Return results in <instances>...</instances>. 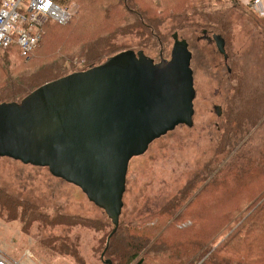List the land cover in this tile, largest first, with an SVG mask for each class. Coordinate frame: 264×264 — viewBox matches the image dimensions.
Returning a JSON list of instances; mask_svg holds the SVG:
<instances>
[{"label": "rangeland", "instance_id": "1", "mask_svg": "<svg viewBox=\"0 0 264 264\" xmlns=\"http://www.w3.org/2000/svg\"><path fill=\"white\" fill-rule=\"evenodd\" d=\"M154 1L157 0H133L126 9L118 4L120 0H71L68 6L74 16L79 10L87 11L90 29L85 31L87 28L83 26L84 31L62 37L57 45L46 39L51 46L46 44L47 47H39L37 52L51 50L48 64L53 59L50 55L75 52L74 62L78 58L83 62L77 68L81 71L128 49L143 51L155 61L170 58L176 35L188 42L192 52L196 91L193 125L177 126L153 141L144 154L131 159L116 229L105 211L91 202L80 187L54 176L47 167L0 157V252L9 259L20 264H116L127 235L150 239V245L155 244L158 249L162 245L173 246L175 242L181 247V242L184 245L186 237L191 239L194 233H207L218 225L227 226V211L234 203L242 207L253 196L264 192V116L235 141L232 151L227 149L236 138H233L237 128V125L232 128L233 110L238 107V113L245 112L243 92L250 98L263 94V21L233 6L230 0H196L188 2L187 7L181 0H164L171 9L165 15ZM148 7H153V11H148ZM20 9L28 10L27 3H22ZM138 13H142L141 21L137 19ZM213 35L225 38L227 60L219 52ZM83 42L85 48H82ZM104 45L112 49H104ZM59 47L60 52H56ZM86 49L94 53L91 56L100 54V58H81L78 51ZM31 67L22 65L21 71ZM19 72L17 68L13 73L24 74ZM4 74V66L0 64V86L9 79ZM239 74H242L244 90L237 87ZM261 77L262 84L257 83ZM4 88L3 84L0 93ZM243 159H253L257 173L244 175L250 164L240 165ZM196 176L202 178L201 182L195 190L191 189L186 201L175 207L179 192ZM27 203L46 215L57 210L59 215L74 219L78 225L46 226L36 219L27 220ZM172 204L173 210L169 207ZM14 205L19 208L13 210ZM230 227L232 232L236 226ZM263 227L257 226L252 234L244 231L242 236L264 235ZM149 229L154 230L149 234ZM221 233L215 237L219 239L217 243L225 237L220 238ZM71 237L78 240V253L73 245L67 247L71 253L58 251L57 247L65 244V238ZM209 238L210 243L214 236ZM245 246L241 248L250 253V248ZM219 255H227V249ZM141 257L143 264L175 263L168 256L160 255L158 259L153 253H142ZM256 260L259 259L256 257Z\"/></svg>", "mask_w": 264, "mask_h": 264}, {"label": "water", "instance_id": "2", "mask_svg": "<svg viewBox=\"0 0 264 264\" xmlns=\"http://www.w3.org/2000/svg\"><path fill=\"white\" fill-rule=\"evenodd\" d=\"M213 39L227 59L224 38ZM191 61L188 42L175 35L170 58L124 50L20 101L0 102V157L47 167L80 187L116 229L131 159L177 126L193 125Z\"/></svg>", "mask_w": 264, "mask_h": 264}, {"label": "trees", "instance_id": "3", "mask_svg": "<svg viewBox=\"0 0 264 264\" xmlns=\"http://www.w3.org/2000/svg\"><path fill=\"white\" fill-rule=\"evenodd\" d=\"M54 1L64 8H69L68 3L71 0H54ZM120 1L121 2H119L118 4L122 5L123 7L125 6L126 9H128L127 5L130 2H133V0H120ZM193 1L196 0H181L180 2L184 4V7H187L189 4L188 2L192 3ZM230 2L232 3L233 6L244 9V11H246L248 15H250L252 18L256 19L257 21H263L262 23H264V18L255 15L252 11H250L249 8L243 6L239 2V0H230ZM154 3L159 5L160 11L164 13L163 15L168 14L167 12L171 11L170 7L167 6V3L164 0H157L154 1ZM164 4L165 6L162 7V5ZM0 7H1V0H0ZM164 9L167 11H164ZM79 11L77 12V14H75V16L71 18L69 22H67L64 25L52 21H47L44 25L45 33L40 43L27 56H23L21 54L20 48L15 43H13L11 46L6 48L0 46V64L4 66V71H5L4 75H9V79L6 80V82L4 83L3 81L1 82V86L4 84L5 88L3 89V91L1 90L0 102L20 101L23 97H25L26 95H28L33 90L40 87L41 85L49 81H52L54 79L68 75L70 73L76 72L77 70L80 69L83 62L80 61L79 58L74 62L75 52L66 55L65 54L50 55L53 59L49 64L48 61L46 60H48V56L51 53V50L44 51L42 53L37 52L39 47L43 48L44 46H46L47 44L45 42L46 39H48V41L53 40L54 44L57 45L59 39H61L62 37L68 38L72 33H74V31L77 30L86 31L90 29V27L87 28V26L90 25L89 22H91V19L89 20V17L87 16V11L85 9H83L80 12ZM148 11L152 12L153 7H148ZM137 19L139 21L143 19L142 13L137 14ZM57 26H61L63 29L58 30ZM83 26H85L87 29L82 30ZM97 44H99V42H97ZM82 46H83L82 48H85L84 42ZM103 48L107 50L112 49L107 45H104ZM60 50L61 47H59L56 50V52L57 51L60 52ZM78 52L79 55H82L81 58H84L86 60H88L89 58H93L94 60L100 58V54L91 56L94 53H92V51H90L89 49ZM111 52L114 53V51ZM17 63L20 65V67L17 65ZM22 65H26L27 67L28 66L31 67L33 65L34 66L31 67L30 70L27 69L26 71H21ZM57 66L59 68H57ZM17 68L20 69L19 73L24 72L22 76H19L18 74L14 75L13 72L14 71L16 72ZM239 75L240 76L236 78L238 80V85H239L237 87H239L241 90H244L245 85L243 84L244 82H242L243 79L242 74ZM256 82L257 83L260 82L262 84V77L261 79L256 80ZM18 95H20V98L17 97ZM243 98H244L243 111L245 112H243V114L238 113L237 112L238 107L234 108L233 110V112L235 113L233 116L234 119L232 122V128H234L235 125H237V128L233 132V138L236 137L234 142L232 144L229 143V145L231 144V146L227 147L229 151H232V148L236 144L235 141L236 140L239 141L240 136L242 138V135L245 132H248L250 127H254L257 124V122L264 116V90H263V94H260L258 97L255 98L244 96V92H243ZM263 141H264V135H263ZM243 163L250 164L249 166H246V168L248 169L243 172L244 175L246 173L249 174L257 173L258 170L257 168H255L253 159H243L240 165H242ZM240 165H235V166L239 167ZM201 179L202 178H198L197 176L191 179L189 184L179 192V195L176 198L177 205L175 207H177L181 201L185 200L186 198H188V196H190L191 189L195 190L197 184L201 182ZM26 205H28L29 208L25 210V212H27L26 213L27 216L25 217L27 220L30 219L31 221L33 219H36L37 221H41L46 226H53V224H64L67 226L78 225L76 222H73L74 219L69 217L66 218L64 216L59 215V211L57 210H53L49 215L48 214L46 215L43 214V212L40 211V209L36 208L34 205H30L28 203ZM173 205L174 204L169 205V207H172V210L175 208L173 207ZM235 205L237 206V204L234 203L233 207ZM237 207L238 208H233V209L231 208L230 211H227V221H226L227 226L218 225L219 227L216 226L215 228L210 229L208 232L211 233L208 236H206L208 232L207 233L199 232L197 234L194 233L191 236V239L186 237L185 240H187V242L184 243V245L181 242V247L179 242L178 243L175 242L176 244H174L173 246L162 245L158 249L157 247L154 246L155 244L150 245L151 243L150 239H143L141 237L138 238V237H133L131 235H127L123 239V243H122V245H124L125 248H123L120 251L121 253L118 255L116 264H143L142 262L143 258L141 257V254L144 253L145 255L146 252L148 254L153 253L154 257H158V259L160 258V255H162V257L168 256L166 258L170 257V259L175 260L174 264H194V262L200 263V261H201L200 264H264V235L253 234L252 236L247 234V232H245V234L247 235L244 237L242 236L244 231L249 230V232H251L252 234L257 226H264V192L256 196H253L252 199L249 200L247 203H245L242 207L241 206H237ZM6 208H7V203H6ZM18 208L19 206L14 205L12 209L17 210ZM34 216L37 218H34ZM225 217L226 216H224V218ZM27 220H25V223L30 222ZM80 221L83 223L82 224L83 227L86 226L85 222H83L84 220H80ZM231 224L236 227H234V230L232 232H229L231 228L230 227ZM153 230L154 229H149V234ZM221 231L222 233L220 234V238L224 235L225 237L220 243H217L219 239L215 240V237ZM209 237L213 238L210 243L207 241ZM260 240H262V243ZM67 241L69 243H67ZM77 242L78 240L75 239L74 237L65 238L64 240L65 244L61 245V247H57L58 248L57 250L64 251V253L65 251L70 252V250H68L67 247L68 246L71 247L73 245L75 252L78 253ZM241 246L250 248L249 250L250 253L244 251V249H242ZM154 249L156 251H154ZM226 249H227V255L224 256L219 255L221 250H226ZM256 257L259 260L254 261Z\"/></svg>", "mask_w": 264, "mask_h": 264}, {"label": "built area", "instance_id": "4", "mask_svg": "<svg viewBox=\"0 0 264 264\" xmlns=\"http://www.w3.org/2000/svg\"><path fill=\"white\" fill-rule=\"evenodd\" d=\"M255 15L264 18V0H239ZM27 3L28 10L20 9ZM74 16L71 8H64L54 0H1L0 46L17 44L23 56L29 55L40 43L47 21L66 24ZM0 264H20L0 252Z\"/></svg>", "mask_w": 264, "mask_h": 264}, {"label": "flooded vegetation", "instance_id": "5", "mask_svg": "<svg viewBox=\"0 0 264 264\" xmlns=\"http://www.w3.org/2000/svg\"><path fill=\"white\" fill-rule=\"evenodd\" d=\"M227 60V59H226ZM217 109V108H216ZM220 111V110H219ZM217 113H218V110H217ZM220 114V113H219Z\"/></svg>", "mask_w": 264, "mask_h": 264}]
</instances>
